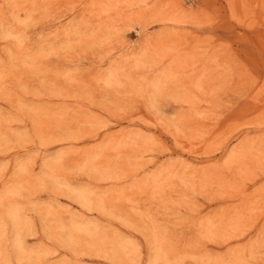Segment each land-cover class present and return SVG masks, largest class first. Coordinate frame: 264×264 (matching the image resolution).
I'll return each instance as SVG.
<instances>
[{"label":"rangeland","instance_id":"1","mask_svg":"<svg viewBox=\"0 0 264 264\" xmlns=\"http://www.w3.org/2000/svg\"><path fill=\"white\" fill-rule=\"evenodd\" d=\"M0 264H264V0H0Z\"/></svg>","mask_w":264,"mask_h":264}]
</instances>
